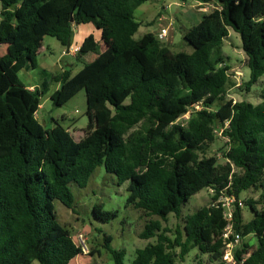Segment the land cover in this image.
<instances>
[{"label":"trees","instance_id":"obj_1","mask_svg":"<svg viewBox=\"0 0 264 264\" xmlns=\"http://www.w3.org/2000/svg\"><path fill=\"white\" fill-rule=\"evenodd\" d=\"M149 1L0 0V45L12 48L0 57V264H70L82 255L58 221L55 202L74 211L72 185L86 188L99 167L118 186L128 183L127 206L163 222L172 214L180 218L181 207L201 191L214 194L213 204L184 218L173 238L151 220L139 238L156 243L137 250L130 264H176L194 248L221 260L228 223L217 202L226 197L235 200V234L258 240L243 243L237 264H264V208H256L264 206V93L256 106L227 100L229 68L221 66L220 55L232 30L248 59L246 90L258 83L264 75V0H180L216 5L185 34L191 54L174 53L152 33L134 38L140 28L135 11ZM81 25H93L108 48L75 76L65 69L34 90L26 87L19 72L38 68L45 37L72 46L74 26ZM98 47L91 34L76 57ZM51 82L60 84L51 96L56 107L86 92L90 123L79 142L58 123L46 128L37 118ZM191 110L192 119L179 124ZM218 129L229 143L224 164L217 157L200 159ZM251 189L261 192L260 202L244 203L254 214L244 223L240 197ZM93 215L104 223L118 217L102 205ZM111 241L105 237L114 264H125V252L112 250ZM245 254L250 256L243 261Z\"/></svg>","mask_w":264,"mask_h":264},{"label":"rangeland","instance_id":"obj_2","mask_svg":"<svg viewBox=\"0 0 264 264\" xmlns=\"http://www.w3.org/2000/svg\"><path fill=\"white\" fill-rule=\"evenodd\" d=\"M215 8L214 2L201 4L197 2L183 3L180 0H151L135 11V20L140 24V28L134 38L139 40L148 33L157 34L161 29L168 28V37L162 44L174 53L191 54L193 48L184 40L185 34L200 22L204 14L211 13ZM1 9L0 2V13ZM89 31H92L91 33L98 32L93 25L74 26L72 44L75 45L79 34ZM107 48L108 46L103 44L100 39L99 47L95 53L79 59L76 57L77 52L73 55L68 54L67 48L63 47L58 40L45 37L38 56V68L31 71H20L19 78L26 87L34 90L44 80L62 74L65 69L70 70L71 75L75 76L86 63L93 62L97 55ZM74 49L75 47L72 49L71 46L70 51L74 52ZM220 55L224 58V63L221 66L229 68L230 83L227 86V100L234 103L248 102L255 106L259 105L264 93V75L250 90H246V84L250 78L248 59L242 49L240 36L232 30H229V37L224 41ZM59 87L60 84L56 82L50 83L48 93L41 98L37 118L46 128L54 127L58 123L69 131L76 142H79L85 137V131L90 123L86 114V92L83 90L66 105L56 107L51 96ZM199 110L200 107H196L195 111ZM195 111H189L179 120V124L186 125L192 119ZM228 145V139L219 130L216 134V141L210 145L205 154L200 155V159L217 157L219 163L224 164L223 153L228 149ZM71 189L75 198L74 211L59 201L55 202L58 221L70 231L73 241L83 251V254L72 260L70 264H114L111 253L105 248V237L112 239L110 244L112 250L125 252V264H130L135 259L137 250L156 243V239L143 240L139 238L151 220L160 221L162 227L167 228L170 231V237L173 238L176 236L177 229H183L184 218L204 207H210L213 204L214 196L209 189L201 191L181 207L180 218L172 214L166 222H163L158 217L148 216L144 212L127 206V199L130 195L128 183L118 186L116 178L108 174L104 167H99L95 171L86 188L80 189L72 185ZM260 196L261 192L256 189H251L241 195L240 206L243 209L244 223H248L254 217V214L244 203L250 200L259 203ZM98 205H102L105 211L117 212L118 217L109 223L96 219L93 209ZM256 208L262 210L264 206L258 204ZM209 237L211 241L213 236L209 235ZM257 242V238L251 235L242 240V244L238 248H241L243 243L255 246ZM175 254L178 256L179 250H176ZM220 263L221 260L215 261L211 255L202 254L198 248L192 249L183 261L179 258L176 260V264Z\"/></svg>","mask_w":264,"mask_h":264},{"label":"built area","instance_id":"obj_3","mask_svg":"<svg viewBox=\"0 0 264 264\" xmlns=\"http://www.w3.org/2000/svg\"><path fill=\"white\" fill-rule=\"evenodd\" d=\"M168 32H169L168 28H163L157 34H155V36L160 42H163L168 37ZM219 130L222 131L223 134L224 129H218L216 131V134L219 132ZM217 205L221 206L223 210L224 220L228 223V226L225 229L222 236L225 243V247L223 250L224 255L221 259V263L237 264V261L235 259V253L238 249H240L238 247L242 244L243 238L241 237V235L235 234L233 230L235 200L229 197L220 198V200L217 202ZM228 240H231L230 243H227ZM249 256L250 254L243 255L242 256L243 261H245Z\"/></svg>","mask_w":264,"mask_h":264},{"label":"crops","instance_id":"obj_4","mask_svg":"<svg viewBox=\"0 0 264 264\" xmlns=\"http://www.w3.org/2000/svg\"><path fill=\"white\" fill-rule=\"evenodd\" d=\"M91 32L92 31H89V32H87L85 34H79L78 37L76 38L75 45L72 44V49L75 47L74 52L70 51L69 54L73 55L74 53H76L79 50V48L82 45V43L84 42L85 38L88 37L91 34L94 35L96 41L99 43V40L101 39V33L99 31H98L99 33L98 32L91 33ZM11 51H12V48L9 45H0V57L8 55ZM36 88H38V87L36 86ZM31 89H34V88H31Z\"/></svg>","mask_w":264,"mask_h":264},{"label":"water","instance_id":"obj_5","mask_svg":"<svg viewBox=\"0 0 264 264\" xmlns=\"http://www.w3.org/2000/svg\"><path fill=\"white\" fill-rule=\"evenodd\" d=\"M67 53L69 54V52H70V48H71V43H68V45H67Z\"/></svg>","mask_w":264,"mask_h":264}]
</instances>
